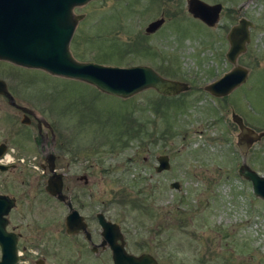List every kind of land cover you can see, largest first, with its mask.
I'll return each instance as SVG.
<instances>
[{"label": "rangeland", "instance_id": "374dc122", "mask_svg": "<svg viewBox=\"0 0 264 264\" xmlns=\"http://www.w3.org/2000/svg\"><path fill=\"white\" fill-rule=\"evenodd\" d=\"M203 1L221 4L211 26L192 17L185 0H87L75 6L73 57L147 64L188 88L163 97L145 88L121 98L78 79L0 59V78L31 114L28 123L20 122L22 113L3 103L0 139L11 144L7 126L13 116L25 155L68 148L57 158L66 175L62 190L73 194V206L89 219L88 230L96 232V211L115 222L128 252H148L158 264H264V200L237 172L244 162L264 175V136L241 151L231 119L233 111L255 131H264V0ZM159 16L163 22L145 32L146 23ZM241 16L251 22L249 40L230 63L225 34ZM233 64L247 69L241 83L218 96L204 89ZM36 120L43 137L33 146ZM159 153L167 154L169 167L157 172ZM82 170L88 178L84 185L72 179ZM15 178L44 182V174L31 165ZM35 196L19 199L9 214V225L22 235L19 251L33 240L44 264H112L106 248L89 253L81 232L64 233L62 203L42 187ZM33 257L25 264H34Z\"/></svg>", "mask_w": 264, "mask_h": 264}, {"label": "water", "instance_id": "95a60500", "mask_svg": "<svg viewBox=\"0 0 264 264\" xmlns=\"http://www.w3.org/2000/svg\"><path fill=\"white\" fill-rule=\"evenodd\" d=\"M86 1L0 0V59L22 67L41 69L52 75L78 79L99 91L121 98L145 88H152L161 95H173L188 88L186 82L165 77L147 64H105L73 57L69 50V41L78 18V15L73 14V8ZM185 8L192 17L211 26L218 20L221 4L185 0ZM162 22V16L156 17L146 23L144 31L152 32ZM250 25L251 22L241 16L226 31L228 46L224 56L230 63H234L237 55L244 51L249 40ZM246 74L247 69L244 66L233 64L203 87L212 95H223L241 83ZM0 93L8 98L9 103H14L2 78ZM20 108L23 111L20 121L28 122L26 107ZM231 119L238 128L236 138L241 151H245L251 141L264 136V131H255L233 111ZM1 146L2 144L0 151ZM156 160L155 170L169 167L165 154H159ZM48 168L51 175L46 180L45 190L56 198L63 199L65 195L61 192V173L55 172L52 164ZM237 172L249 180L252 193L264 200V175L244 162L238 165ZM170 186L177 187V182L171 181ZM66 204L68 213L64 219L65 232L84 229L81 215L68 200ZM12 205V198L0 194V264H12L16 258V234L5 229V215ZM97 218L101 227L100 244L107 243L112 264H158L148 252H128L123 246L118 225L105 219L101 212L97 213Z\"/></svg>", "mask_w": 264, "mask_h": 264}, {"label": "flooded vegetation", "instance_id": "af4514ba", "mask_svg": "<svg viewBox=\"0 0 264 264\" xmlns=\"http://www.w3.org/2000/svg\"><path fill=\"white\" fill-rule=\"evenodd\" d=\"M6 88L9 92V94L11 95L14 103H9L8 98L4 94L0 93V107L3 103H5L8 107H12L15 110L20 111L23 115V111L20 108V106H24V105L16 102L15 94L13 95L10 92L11 89L9 90L7 85H6ZM0 110H2V108H0ZM26 111H27V117H28V115L30 114V111L27 108H26ZM8 120H9V122H11V125H8L7 127H8V134L12 138V142H11L12 145L10 144V142H7L3 138L0 139V144H2L1 151H0V194L6 195L7 197L12 198V200H13V205L9 208L7 214L5 215L6 219H7L5 229L7 231H12L16 234V242H15L16 258L12 264L28 263V260H26L25 258L32 256V255H34V257L31 260L33 261L34 264H44V262H45V259H44L45 257H43V255H40V253H39L41 247L39 246L38 243H36V241L30 240L28 242L27 246L24 244L21 245V247L23 249L22 251L18 250L19 249L18 247L20 245L19 240H20L22 235L19 231L14 230V226H15L14 224L9 225V217H10L9 214H10L11 210L14 208V206L18 203L19 199H22L24 202H29L31 199H35L36 198V196H35L36 190L40 187H42V189L51 198L56 199L58 202H60L64 205L66 212L63 215L62 224H63L64 233L66 235L71 236L73 234L81 232L82 237L85 241L86 248H87L86 250L89 253H95L98 249L103 250L105 248L107 250H109V252H110V249H109L107 243H104L103 245L100 244L101 227L99 225L98 218H97V213H99L100 211H96L92 217V218H94L96 225H97L96 232H94L95 229L93 227H91V229L88 230L87 226L90 223L89 219L87 218V216H85L84 214L79 212V209H77L78 206L77 207L73 206V194H71L70 192L66 193L62 190L63 178H66V175L64 173L65 171L62 170V166H59L57 164L58 163L57 158L59 159V155H62V154L67 153V152L69 153V149L65 147V148H63V150L61 149L60 151H56V150L54 151L50 147V149H46V148H44L43 150L40 149L37 154H32V155L27 156V155H25L24 152H22L20 150L19 141L16 140L19 137V132H16L14 130V125H15L14 117L12 116L10 119L8 118ZM28 122H29V117H28ZM28 122H25V123H28ZM7 124H8V122H7ZM35 127H36V135L31 134L33 146H36L38 143L37 141H39L43 137V135H41V133H40L41 124L37 120L35 122ZM159 154H165V153H159ZM159 154L155 155V158H154L156 164H157L156 156H158ZM165 155L167 156V154H165ZM167 161H168V156H167ZM168 163H169V161H168ZM49 164L53 165V170L55 172L61 173V181H62L61 192L65 195L63 199H58L54 195L48 193L45 190L46 180H47L48 176L51 175V170H49V168H48ZM29 165L38 167L40 169V173L42 174V176L44 174V182L42 184H40L39 181L38 182H36V181L32 182L30 180H23V179H16L15 178V173H18V171L21 168L29 166ZM88 165H90V163ZM88 165H87V168H88ZM155 165H154V170H155ZM165 169H167V168H165ZM165 169H161L159 171H163ZM87 170H89V169H87ZM155 171H157V170H155ZM9 175H10V177H9ZM72 179L79 181L83 185L86 184L88 181L86 171H84V170H82V172L79 175L74 176ZM67 200L70 202L71 206L73 208H75L78 211V213L81 215V221L84 224V229H78L77 231H74L71 233L65 232L64 219H65V215L68 213V206L66 204ZM104 218H105V216H104ZM105 219H107V218H105ZM107 220H109V219H107ZM95 237H96V240H94ZM123 246H124V241H123ZM110 258H111V252H110ZM111 262H112V260H111ZM66 263L72 264L73 261L72 260L66 261Z\"/></svg>", "mask_w": 264, "mask_h": 264}, {"label": "trees", "instance_id": "16d2710c", "mask_svg": "<svg viewBox=\"0 0 264 264\" xmlns=\"http://www.w3.org/2000/svg\"><path fill=\"white\" fill-rule=\"evenodd\" d=\"M160 95V94H159ZM160 96H162V95H160ZM163 97V96H162ZM178 104H179V102H177ZM138 129V128H137ZM139 130V129H138ZM126 134L127 135H130V136H135V134L134 133H132L131 132V130H129V128H126ZM160 134V137H161V133H159ZM133 206L135 207V208H140V206L138 205V204H136V203H134L133 204Z\"/></svg>", "mask_w": 264, "mask_h": 264}]
</instances>
